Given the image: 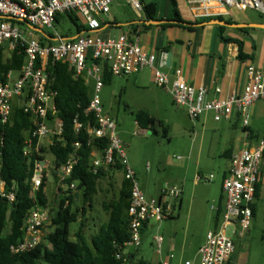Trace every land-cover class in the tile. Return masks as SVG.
<instances>
[{"label": "built area", "instance_id": "1", "mask_svg": "<svg viewBox=\"0 0 264 264\" xmlns=\"http://www.w3.org/2000/svg\"><path fill=\"white\" fill-rule=\"evenodd\" d=\"M112 1L0 0V50L6 55L16 50L24 54L20 68L8 69L0 80V124L9 122L15 106L22 109L31 119V127L25 132L22 155L31 164L30 196L35 202L24 217L22 237L10 245V252L18 255L31 251L40 244L50 247L48 237L52 232V206L49 200L45 205L39 204L36 197L38 188L47 182L48 172L54 177L56 204L61 196H67L70 192L73 198L76 197L75 182L66 181L77 163V152H72L64 162L56 165L49 149L54 137L62 132V121L56 116L54 105L57 93L53 88L55 78L47 67L50 57L53 61L69 64L85 83L92 84L86 113L92 116L94 125H87L86 132L89 140L106 141L102 149L91 152L92 171L96 173L100 168L120 165L123 177L128 181V239L114 244L115 257L123 261H127L130 254L140 247L143 230L147 228L150 220L160 222L175 213V202L182 193V187L165 182L158 197H147L141 190L135 171L121 146L116 122L102 107L99 96L104 85L102 63L108 64L114 76L129 75L150 68L153 83L167 90L173 103L183 108L193 122L205 113H212L216 121L229 120L236 115L243 129V146L231 153L230 165L222 179L224 208L216 225L206 232L196 256L180 263L226 264L235 249L234 238L244 236L249 230L256 184L264 161V129L255 145L249 144L251 136L247 130L252 118L251 106L259 99L264 100V69L257 68L252 63L247 64V81L241 93L231 92L221 96V87L216 85V95L208 98L207 88L204 85L189 84L179 68L175 70L173 78H170L169 74L161 69L163 63L157 61L155 51L144 50L137 36L130 33L115 37L101 36V23L109 15ZM123 1L137 14H143L141 0ZM188 3L195 17L224 15L228 13V9H253L264 17L263 0H188ZM213 6L220 9L215 10ZM67 12L78 14L84 19L86 31L76 38L64 37L54 29L56 17ZM18 23L23 24L22 27L18 26ZM33 28H52L54 31L48 34L40 33L43 38V41H40L34 35L37 31ZM74 122L75 129L78 130L81 124L76 119ZM74 145L77 148L80 144L75 142ZM195 179L212 181L213 175L206 177L197 173ZM0 197L9 203L15 200L14 189L7 187L1 175ZM65 201L68 202L67 199ZM153 240L158 255L156 264H173L170 260L173 256L171 253L168 258L161 256L164 238L158 231L153 235Z\"/></svg>", "mask_w": 264, "mask_h": 264}, {"label": "rangeland", "instance_id": "2", "mask_svg": "<svg viewBox=\"0 0 264 264\" xmlns=\"http://www.w3.org/2000/svg\"><path fill=\"white\" fill-rule=\"evenodd\" d=\"M144 1L147 2L148 0ZM160 2L162 4V1ZM186 13L185 11V17L187 15ZM245 13L252 19L264 20L259 17L255 10L247 9ZM141 15L143 16L141 13L137 14L124 1L115 0L111 5L108 18H115L117 22L125 23L128 20L144 18ZM78 23H84V19L79 17ZM17 25L22 27L23 24L18 23ZM107 27L104 30L110 31V33L108 32L110 36H106V32H103L101 33L102 37L117 35L122 29H127V24ZM54 29L65 37L76 35V28L66 14L58 17V21L54 24ZM54 29L45 28L43 32L45 34L52 33ZM251 29L256 34L251 33V39L245 42V46L250 48V43L254 46V49L251 48V54L254 60L252 64L254 63V66L263 69L262 64L259 62L260 56L264 57L263 29L258 27H251ZM236 30L233 27L225 28V31L230 32H235ZM34 35L40 41H43L42 34L35 32ZM140 36L143 38L144 34L141 33ZM246 50L249 49L246 48ZM133 77L134 75L131 74L113 76L111 82L103 85L99 96L104 111L114 118L116 122L117 135L130 166L133 167L132 165L136 164L143 169L145 175L139 169L138 176L140 178L137 177V179L140 188L142 187V182L148 184L149 188L144 194H148V197H151L150 195L156 194L157 189L160 190L165 182L170 185L177 183L181 186V182L186 177V172L183 169L178 171L177 173L181 177L177 180V175L172 169L175 164L177 165L183 161V159H178L177 156H185L187 152L194 135L192 128L193 122L187 117L184 109L178 108L168 95L163 96L160 93L157 95L155 92H152L151 89H154L162 93L161 89H158L156 85L150 84V89L148 87H138L132 82ZM90 85L92 84L90 83ZM140 109H147L157 119L162 120L167 126V134L164 135L160 126L156 127V133L141 129L134 119L135 113ZM253 113L251 123L258 130L263 129L264 101H258ZM194 128L200 132L196 125ZM184 129H186V135L182 133ZM206 132L213 133L215 138L224 137L222 132H213L210 128H207ZM185 145L186 150H183ZM237 147L238 144L236 145V149ZM49 158L52 160L50 155ZM228 163L227 156H217V144H213L207 149L204 147L201 151L200 169L206 177L212 174V181L201 179L199 180L201 185L195 188V190L188 188L187 192H184V194L191 196L190 209L186 210L183 204L180 212L176 211V209L175 215L171 217L165 218L160 222L150 220L138 249L139 255L156 264L158 255L156 253L153 235L158 231L164 238L161 249L163 255L166 253L167 242L172 238L176 244L175 259L179 256L182 260L193 259L196 256V250L203 242L206 232L212 229L215 224L214 218L217 212L211 206L216 208L219 200L224 199V194L221 190V171L225 167V164ZM120 187V182L116 181L114 175L106 173L97 182V192L93 196L91 205L83 201L81 192L76 189L73 208H76L78 211V219L69 224V237L71 240H75V233L78 230L80 222H82L85 236L90 240L91 236L108 219V212L103 208V202H109L112 199L118 198ZM54 189V177L51 172H48L45 191L52 207H55L57 203ZM187 199L189 200L190 198L187 197L185 202ZM254 204L255 211L249 230L244 236L234 238L235 249L232 255L233 263L230 264H264V183H262L259 189V196L254 200ZM8 226L9 224L5 228L6 231L8 230ZM227 232L230 235V231L228 230Z\"/></svg>", "mask_w": 264, "mask_h": 264}, {"label": "trees", "instance_id": "3", "mask_svg": "<svg viewBox=\"0 0 264 264\" xmlns=\"http://www.w3.org/2000/svg\"><path fill=\"white\" fill-rule=\"evenodd\" d=\"M170 1L173 5L171 19L193 23L202 22L194 17V19H184L176 7L175 0ZM141 2L144 18L157 19V1L145 2L141 0ZM66 15L74 24L76 34H82L86 31L85 24L78 23L80 17L78 14L67 12ZM58 17H56V21H58ZM212 18L235 22L231 19H225L223 15L202 17V19H205L204 21ZM140 20L128 22L132 28V33L141 29L145 31L151 26V24H146ZM115 23L117 22L107 23L104 21L101 23V27L105 24ZM169 25L186 29L194 28V26L182 24H160V26ZM218 28L222 42L237 44L236 57L238 59L242 61L250 59V55L243 50V40L236 37L223 36L222 31L225 26L218 25ZM238 30L246 31L247 27L238 28ZM23 60L24 54L22 52L16 50L10 55H6L0 50V80L3 79L4 73L8 69L18 70ZM47 67L55 78L53 88L57 93L54 105L56 116L62 121V132L54 137V142L49 147L53 154V162L59 165L72 152H77V163L74 165L66 182H75L77 190L81 192L83 201L91 205L93 196L97 192V182L105 175L103 168L98 169L96 173L92 171L91 152L100 150L106 145V141L103 139L89 140V135L86 132L87 125H94L92 116L86 113V108L91 98L92 85L85 83L84 79L76 75L74 68L67 63L53 61L49 57ZM113 76L108 64L103 62V84L111 82ZM75 119L81 124L78 130L75 129ZM134 119L136 124L143 130L156 133V127L160 126L164 135L167 134V126L163 121L155 118L144 109L138 110ZM30 127V117L16 106L12 110L9 122L0 124V175L5 180L7 187L13 188L15 192V200L13 202L9 203L5 198L0 197V264H153L150 260L139 255L138 249L130 254L127 261L115 257L114 244L122 243L128 239L126 208L129 200V185L127 180L123 182L118 198L103 202V208L108 212V219L97 229V232L91 236L90 240L84 234L82 222H80L75 233V240H71L69 237V224L78 219V211L73 208V194L70 192L67 196H61L58 199V204L52 207V232L48 237L50 247L40 244L33 250L18 255L10 252V245L21 239V227L24 217L35 203L30 196L31 164L22 155L25 132ZM247 130L252 137L253 130L250 127ZM75 142H79V147H75ZM117 166L120 167V165ZM258 194L259 183L256 184L255 200L258 198ZM36 197L41 205H45L48 202L45 183L36 191ZM66 199L68 200L67 203ZM254 211L255 204L253 203V214ZM219 215L216 214L215 216V225L218 222ZM8 224V230L6 231L5 228Z\"/></svg>", "mask_w": 264, "mask_h": 264}, {"label": "crops", "instance_id": "4", "mask_svg": "<svg viewBox=\"0 0 264 264\" xmlns=\"http://www.w3.org/2000/svg\"><path fill=\"white\" fill-rule=\"evenodd\" d=\"M149 1L152 0H148L147 2ZM153 1H157L158 3L156 18L171 19L173 15V5L171 1L170 0H153ZM160 1H162V4ZM175 2L177 9L179 10L181 16L184 19L196 18L202 22L205 20L202 19L201 17H195L193 12L191 11L188 0H175ZM213 7L215 10L220 9V8H216V6ZM185 11L187 12L186 17L184 16ZM227 11L228 13L224 14L223 17L225 19H231L235 22H264V20H255L250 18L245 13V11H238L236 9H228ZM257 14L259 15L260 18L264 19V17L259 12H257ZM108 17L109 16H107L104 20L107 23L117 22L115 18L110 19ZM130 21L133 20H128L125 22L127 24V29L126 30L122 29L115 36H118L122 33H130L133 36H137L138 42L144 50L155 51L157 56V61L158 62L161 61L163 63L161 69L164 72L168 73L170 78H173L175 74V70L179 68L181 70L182 76L189 84H192L194 86L204 85L207 88L208 98H212L213 96L216 95V93L214 92V87L216 85L221 87V94H220L221 96H225L226 94H230L231 92L241 93L243 91V88L247 81L246 65L254 62L252 57L253 55L251 54V48L254 49V46L251 43H250V48L245 46V42L251 39L250 38L251 33L256 34V32L252 30L251 27H247L246 31H240L238 30V28H236L237 30L235 32L225 31V29L222 31L223 36L236 37L243 40L244 42L243 50L246 54L250 55V59H246L242 61L236 57L237 48H238L236 43H232V42L225 43L221 41L219 37L220 32L217 24H209V23L202 24V25L194 26L193 29H186L183 27L171 26V25L160 26V24H158L154 26L151 25L145 31L141 32V30H138L137 32L132 33L131 32L132 28L128 24V22ZM125 23L117 22L115 24L102 25L99 32L100 34L106 32L105 33L106 36H110L109 34L110 31L104 30L105 28H108L107 26H121L122 24ZM226 27L227 26H225V28ZM252 28H257V27H252ZM141 33L144 34L143 38L140 36ZM262 33H264V29ZM246 48L249 50H246ZM161 52H164L165 54L162 55ZM259 62L260 64H262V67L264 69V57L260 56ZM131 75H134L132 82L138 87H148L150 89L149 87L150 84L155 86V84L152 81V70L150 68H145ZM158 89H161L162 93L154 89L151 90L152 92H155L157 95L159 93L162 94L163 96L168 95L172 100L171 95L167 90L159 87ZM258 101H264V100L259 99L256 102H254V104L251 106L250 109L252 116L254 114L253 111L254 109H256V104L258 103ZM144 110L147 111V109ZM148 112L155 117V115L152 112H150L149 110ZM195 125L197 128H199L198 130L200 132L196 131V129L194 128ZM168 128H170V126H168ZM192 128L194 130V135L193 138L191 139L190 145L188 146L185 156L180 155L181 158H178L179 156H177L178 159H183V161L182 163L180 162L177 165L175 164L174 168L172 169V171H174L177 175V180L180 179L181 177L180 174L177 173L178 171L183 169L186 172V177H184L183 182H181L182 193L179 199L175 202L176 204L175 210L177 209L176 211L179 212L182 209L183 204L186 210L190 209L191 207V202H190L191 196L189 194H184V192H187L188 188H193L195 190V188L201 185L200 182L195 179V176L197 173L204 174L200 169L201 151L204 149V147H206L207 149L211 147L213 144H217V156L224 154L225 156H227L229 163L225 164V167L221 171V182H222V179L226 175L228 167L230 165L231 153L242 148L240 146H243V135H242L243 129L236 115L232 116L229 120L221 119L216 121L214 120L212 113H205L201 115L197 121L193 122ZM207 128H210L213 132H218V133L222 132L224 134V137L215 138L213 133L206 132ZM250 128L253 130V136L249 139V144L255 145L258 142V139L264 128L258 130V128L255 125H253V123H251ZM182 133L186 135V129H184ZM237 144L238 147L236 149ZM183 150H186V145L184 146ZM214 154L216 155V153ZM132 166L136 176L140 178V176H138L139 169L144 174L143 169L141 167H138L136 164H133ZM104 170H105V174L106 173L110 175L113 174L116 181H119L122 187V184L125 181V179L123 177V172L121 167L114 166ZM258 183L260 189L262 183H264V161L261 164ZM121 187L119 188V191ZM148 188H149L148 184H144L142 182L141 190L143 191V193L147 191ZM159 191L160 190L157 189L156 194L154 195L151 194L150 196L158 197ZM145 195H147L148 197V194ZM186 196L189 197L190 199L189 200L187 199V201L185 202L187 198ZM212 207L213 206H211V208ZM216 208L215 209L212 208V209L215 212H217L216 214H220L224 208V199L219 200L218 206ZM173 215H175V213ZM214 223H215V218H214ZM144 231L145 229L143 230V234ZM175 252H176L175 240L171 238L167 242V249L165 255L161 253V256L163 258H168L169 254L171 253L173 256L172 258H170V260L173 264H180L183 260H186V259L182 260L180 256L177 259H175L176 258ZM227 263L228 264L233 263L232 256L227 261Z\"/></svg>", "mask_w": 264, "mask_h": 264}, {"label": "water", "instance_id": "5", "mask_svg": "<svg viewBox=\"0 0 264 264\" xmlns=\"http://www.w3.org/2000/svg\"><path fill=\"white\" fill-rule=\"evenodd\" d=\"M142 22L146 24H151V25H158V24H163V23H173V24H182L185 26H198L202 24H217L221 26H227V27H235V28H244V27H258L264 29V22H227L226 20H221L218 18H212L208 21L201 22V23H193V22H187V21H181L177 19H146L143 18L141 19ZM140 20V21H141ZM39 33H43V30L39 28H33ZM79 34H76L70 38H76Z\"/></svg>", "mask_w": 264, "mask_h": 264}]
</instances>
